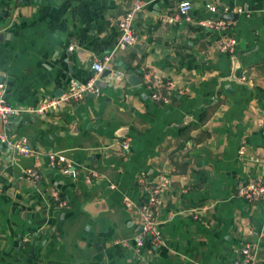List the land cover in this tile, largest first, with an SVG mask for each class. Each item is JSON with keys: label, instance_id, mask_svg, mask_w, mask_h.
<instances>
[{"label": "crops", "instance_id": "0c3cea01", "mask_svg": "<svg viewBox=\"0 0 264 264\" xmlns=\"http://www.w3.org/2000/svg\"><path fill=\"white\" fill-rule=\"evenodd\" d=\"M182 1L191 3L187 19L177 15ZM137 2L145 7L136 43L111 58L123 81L101 74L97 97L0 125L33 152L0 143V264H232L247 242L264 264V199L235 196L264 169V0H0L5 98L33 108L89 81L92 63L117 45L118 18ZM224 7L243 9L225 14L233 55L199 26ZM144 75L167 104L151 100ZM52 154L65 161L51 167ZM29 168L39 181L25 178ZM141 175L170 181L157 214L163 243H147L143 260L120 245L139 230ZM125 198L136 206L125 208Z\"/></svg>", "mask_w": 264, "mask_h": 264}, {"label": "built area", "instance_id": "2783aa9c", "mask_svg": "<svg viewBox=\"0 0 264 264\" xmlns=\"http://www.w3.org/2000/svg\"><path fill=\"white\" fill-rule=\"evenodd\" d=\"M145 7V3H135L126 13L120 16L117 20V29L119 39L116 47L109 57L102 60H96L91 65L93 76L86 83L70 82L66 93H63L58 98L45 99L38 103L33 108H21L11 105L6 100V85L0 83V125L7 124L8 121L14 117L23 116L25 114L43 115L48 111L59 110L63 104L69 102L83 101L87 96L97 97L100 94L98 87V76L105 71H109L113 75V79L123 81L125 74L122 71L113 72L111 58L113 53L118 49H128L136 43V34L134 31V19ZM191 10L190 1H182L177 7V15L180 17L188 18ZM211 12L216 14L215 8ZM226 13H243V9L229 10L224 7L223 14L216 16L213 19H206L199 22V26L206 29L212 34L218 35L217 50L221 53L233 55L237 45L236 38L232 34V21L226 19ZM177 18H168L166 22L172 24ZM73 47L70 46L69 50ZM146 88L149 90L150 98L155 103L167 104L169 102L167 95H162L158 89L157 83L153 82L149 76L143 77ZM169 91L175 88L173 82L165 85ZM0 143L5 144L7 147L14 149L17 154L27 156L33 154L26 139H20L13 142L7 137L6 134L0 133ZM130 140L125 138L121 144L124 152L129 150ZM242 154V151L240 152ZM62 156L52 154L48 156V164L55 167L57 162H64ZM92 177L95 175L92 174ZM25 178L31 181H39L40 175L34 169H27L25 171ZM169 178L164 175H157L156 178L146 181L141 175L136 179V184L141 188L143 194L142 203L137 206V214L139 218V230L136 236L132 239V244L129 241H121L120 245L129 249L136 257L143 260L145 255L144 250L147 243L159 246L163 243V233L160 223L157 221V214L163 206V192L169 186ZM113 188V186H111ZM235 196L243 199L249 204L264 199V169L262 171L244 182L236 190ZM125 208L131 209L135 204L128 198L124 199ZM136 206V205H135ZM254 245L252 243H243L238 250L237 258L234 259L232 264H254L255 254L253 252Z\"/></svg>", "mask_w": 264, "mask_h": 264}, {"label": "water", "instance_id": "95a60500", "mask_svg": "<svg viewBox=\"0 0 264 264\" xmlns=\"http://www.w3.org/2000/svg\"><path fill=\"white\" fill-rule=\"evenodd\" d=\"M109 74H110L109 71H105V72L102 73V76H107ZM132 77H134L137 80V83L136 84H139L140 81L137 79L139 77H135V76H132ZM126 79H127V77H126Z\"/></svg>", "mask_w": 264, "mask_h": 264}]
</instances>
